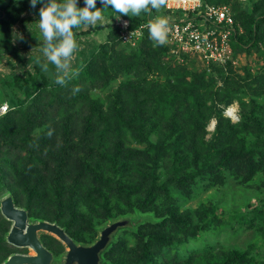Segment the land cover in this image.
Instances as JSON below:
<instances>
[{
  "label": "trees",
  "instance_id": "obj_1",
  "mask_svg": "<svg viewBox=\"0 0 264 264\" xmlns=\"http://www.w3.org/2000/svg\"><path fill=\"white\" fill-rule=\"evenodd\" d=\"M247 4L250 8L244 9L237 0L233 6L236 54L264 43V0ZM40 6L32 8L29 0H0V29L7 51L15 49L13 26L27 11L39 17ZM78 6H83V0ZM97 7H103L101 0ZM155 10L149 5V11L131 16L103 9L102 15L126 17L131 28H137L154 20ZM86 25L74 27V36ZM106 27V40L90 58L82 59L73 78L63 84H53L40 74L16 78L13 84L20 94L1 89V101L8 102L9 111L0 117V192H9L0 197V205L10 195L16 206L28 212L31 222L56 223L84 246L95 243L107 223L130 222L118 228L100 252L103 264H264V255L253 250L231 248L221 259L216 258L218 249L213 245L188 252V243L215 231L221 217L212 200L196 210L182 211L180 204V198L193 195L199 181H208L209 189L226 184L229 178L247 184L264 174V105L254 98L264 94L252 85L264 83V75L247 79L231 69L226 73L225 67L212 66L223 82L217 86L213 71L207 77L205 72L189 73L185 67L162 64L165 50L151 46L148 27L133 48L127 44L131 52L120 47V32L111 23L95 29ZM129 70L159 72L166 81L123 79L116 101L112 100L115 104L104 108L90 86L106 87ZM71 86L76 92L68 99ZM243 97H249V102ZM234 99H240L243 110L240 121L233 124L223 111ZM54 106L59 108L60 121H43L53 119L49 112ZM74 115L82 118L81 131L72 123ZM214 116L216 128L206 139V127ZM42 122L49 131L39 130ZM154 130L160 134L156 152L152 146L141 152L122 149L129 133L148 140ZM133 158L135 166L130 163ZM6 175L11 177L7 184ZM235 218L236 231L245 225L256 227L251 248L259 239L258 247L264 245L261 204L248 206ZM3 219L11 228L12 222ZM255 219L260 222L254 224ZM9 227L0 231V249L10 244ZM119 232L129 240L118 238Z\"/></svg>",
  "mask_w": 264,
  "mask_h": 264
},
{
  "label": "rangeland",
  "instance_id": "obj_2",
  "mask_svg": "<svg viewBox=\"0 0 264 264\" xmlns=\"http://www.w3.org/2000/svg\"><path fill=\"white\" fill-rule=\"evenodd\" d=\"M236 1L237 0H222L221 2L230 5L233 12H235L233 6ZM238 1L242 4V7L244 9H248L251 6V4L250 6L247 4L250 0ZM153 15L155 17L165 18L166 12L164 11V4L157 8V10L154 11ZM113 18L102 15L101 19L97 20L95 24H87L86 26L80 28V32L78 33V35L74 36L77 47L73 51V54L69 59V67L66 71L57 72L56 66L52 64V62L46 61L41 51V47L43 46L44 42L42 41V35L38 28L39 17L32 14L30 11L25 12L21 20L12 28V43L15 47L13 51L6 50L3 40L4 34L0 29V94L2 95V91H4L5 93H7L8 91L9 93L13 94L14 92H18V94H20L19 89L13 84L14 80L16 78H27L29 75L39 76L40 74H44L49 77L50 82H52L53 84L57 83V75L62 76L64 81L70 76L71 78H73V76L75 75V71L80 67L82 59L90 58L98 50L100 43L104 42L107 38V34L109 31L108 27L100 30L95 29V27L110 24L111 21L115 20V18ZM87 30L89 32H85ZM121 43L122 44H120V47H127V52H131L130 48H133L136 45L124 42ZM127 44H131L132 46L130 47V45H128L130 47L129 48ZM151 46H160L165 50V52L160 57V62L162 64L171 66L172 68H176L179 66L185 67L186 71H188L189 73L205 72L207 73V77H210L209 75L213 71L214 77L216 78V80H218L217 86L223 85V82L220 78V75L217 74V71H215L212 67L210 70L207 69L204 65H202L200 61H198V58L196 56L190 53H174L172 51V47L167 43V37L163 44H157L153 40ZM237 55L239 56L238 64L236 66L230 65L229 67L231 68L229 69H227L228 66L225 67L224 70L226 73L231 69L232 72L236 73V75L246 77L247 79H253V77H256V75H264V43L260 41L258 47H253L247 49L246 51L241 50ZM45 62H47L48 64L47 70H43L41 67V65ZM129 71L131 72H127L125 76L119 74V76L106 87L99 86L98 84L90 86L91 92L94 95H97V101L102 103L104 108H107V103H114L112 100L116 101V91L123 79L135 81L141 79L143 82L145 78L147 80L156 78L166 81L165 76H163L159 72L153 74V72H148L147 70H144V72L142 70ZM252 85L258 86L261 93L264 94V83H254ZM68 91L70 93L67 98H73L72 96L76 92V88L74 86H71ZM118 92L123 96L125 95L123 90L122 93L121 90H119ZM254 98L259 104L261 103L264 105V95H258ZM242 99L246 103L249 102V97H243ZM5 102L6 101H1L0 98V106ZM65 105L66 103L64 104V106ZM131 106L133 108L134 103H132ZM219 107L223 108L225 106L220 104ZM58 109V107L54 106L52 108V111L49 112V117H53V119L43 121H47V123L59 122L61 119V114L57 113ZM242 110L243 106L240 99H234L231 104L225 107L223 115L230 118L233 124L238 123L241 119ZM81 120L82 118L78 115H74L72 119V123L75 124V129L78 131L82 130ZM47 123L42 122L39 130L45 132L49 131L50 127L47 126ZM216 124L217 118L214 116L206 127V139L211 138L212 133L216 128ZM75 139L78 140V137L76 136ZM159 140L160 134L157 130H154L151 134H149L148 140L141 139L138 136L136 137L135 135L129 133L125 140H123L124 146L122 149L126 150L128 148L141 152L142 150H147L151 146L154 148V144H157ZM154 149L156 152V148ZM109 154L112 153L106 152V155ZM136 157L137 156H135V158ZM135 158L130 161L131 165L135 166L137 164V160ZM36 165L39 166L38 163ZM110 165L111 164L109 162L108 168H110ZM108 168L106 169V171H108ZM10 179V175H6V177L4 178V183L7 184V182L11 181ZM207 183L208 181L205 180L199 181L192 196L180 198V204L182 206L181 210H196L200 205L209 204L212 200L218 205L217 213L221 217V224L215 231H207L206 233H203V235L198 240L189 242L185 249L190 252L191 250L197 249L203 250L206 246L213 245L216 247V249H218L215 253L216 258L218 259L223 258L227 254L226 251L231 248L243 249L244 251L253 250L258 253L261 252V254L264 255V245L258 247L260 244H262L261 239L256 242L255 248L250 247L257 238L256 227L249 228L248 225H245L239 231H236V229L233 227L234 225L237 226V220L235 218L237 212H244L245 209L248 208V206L249 208L250 206L253 208L259 204H261L262 208L264 209V174L255 177L252 182L247 184H241L240 181L229 178L226 184L207 189ZM7 192H9V190H7L5 193L0 192V197ZM87 216L90 217L91 213H89V215ZM3 218L4 216L0 211V231L4 229L3 227H9L8 224L4 223ZM259 222L260 220L255 219L254 224H258ZM107 225H110V223H107ZM126 226H130V224H126ZM49 234L50 233L43 231L40 232L42 241L51 251H53L55 255V259L51 264H66V258L64 257L66 253L65 246L59 240H57L56 237H54L52 234ZM117 237H123L129 240V237L125 235L124 232H119ZM14 252H23L30 254L34 253L30 248H17L11 244H8L5 247L2 246V249H0V263L4 260V258L8 257L11 253Z\"/></svg>",
  "mask_w": 264,
  "mask_h": 264
},
{
  "label": "built area",
  "instance_id": "obj_3",
  "mask_svg": "<svg viewBox=\"0 0 264 264\" xmlns=\"http://www.w3.org/2000/svg\"><path fill=\"white\" fill-rule=\"evenodd\" d=\"M164 11L167 43L174 53H190L209 70L212 66L238 64L239 56L232 45L236 21L230 5L215 4L209 0H164ZM114 18L110 23L119 30L124 43L135 45L148 27L145 23L131 28L128 18ZM8 111L9 104L5 102L0 106V117Z\"/></svg>",
  "mask_w": 264,
  "mask_h": 264
},
{
  "label": "clouds",
  "instance_id": "obj_4",
  "mask_svg": "<svg viewBox=\"0 0 264 264\" xmlns=\"http://www.w3.org/2000/svg\"><path fill=\"white\" fill-rule=\"evenodd\" d=\"M32 8L37 4L39 19L38 28L42 35L41 51L46 61L56 66L57 72L66 71L69 59L76 49L73 28L81 24H95L102 17L103 9H112L119 14L138 16L143 10L159 8L164 0H101L102 8L97 7V0H83V6H78L79 0H29ZM119 18V17H118ZM149 36L157 44H163L167 33V20L156 17L148 23ZM22 38V37H21ZM48 69L47 62L41 65ZM56 82L63 84L62 76L57 75Z\"/></svg>",
  "mask_w": 264,
  "mask_h": 264
},
{
  "label": "water",
  "instance_id": "obj_5",
  "mask_svg": "<svg viewBox=\"0 0 264 264\" xmlns=\"http://www.w3.org/2000/svg\"><path fill=\"white\" fill-rule=\"evenodd\" d=\"M1 213L12 222L7 235L8 243L18 248H30L33 254L14 253L2 264H51L53 253L39 238L41 231L50 233L62 241L68 248L67 264H103L100 252L108 245L111 235L120 227L131 224L128 221H116L107 225L98 240L91 245H79L56 223L49 221L31 222L28 212L15 205L13 198L6 195L1 199Z\"/></svg>",
  "mask_w": 264,
  "mask_h": 264
},
{
  "label": "flooded vegetation",
  "instance_id": "obj_6",
  "mask_svg": "<svg viewBox=\"0 0 264 264\" xmlns=\"http://www.w3.org/2000/svg\"><path fill=\"white\" fill-rule=\"evenodd\" d=\"M30 220V219H29ZM12 226V225H11ZM11 229V228H10ZM50 235V234H49ZM54 236V235H53ZM55 237V236H54ZM39 238H40V240L42 241V239H41V236H40V233H39ZM57 238V237H56ZM57 240H59L58 238H57ZM60 241V240H59ZM43 242V241H42ZM64 246H65V248H66V253H65V255H64V257L67 259V250H68V248H67V246L62 242V241H60ZM43 244H44V242H43ZM12 245V244H11ZM45 245V244H44ZM14 246V245H13ZM46 246V245H45ZM47 247V246H46ZM18 248V247H17ZM48 248V247H47ZM49 249V248H48ZM50 250V249H49ZM51 251V250H50ZM52 253H53V251H51ZM14 253H20V252H14ZM14 253H12V254H14ZM21 253H23V252H21ZM23 254H30V253H23ZM55 259V255H54V253H53V260ZM53 262V261H52ZM66 264H67V260H66Z\"/></svg>",
  "mask_w": 264,
  "mask_h": 264
},
{
  "label": "bare ground",
  "instance_id": "obj_7",
  "mask_svg": "<svg viewBox=\"0 0 264 264\" xmlns=\"http://www.w3.org/2000/svg\"><path fill=\"white\" fill-rule=\"evenodd\" d=\"M232 116V115H231Z\"/></svg>",
  "mask_w": 264,
  "mask_h": 264
},
{
  "label": "crops",
  "instance_id": "obj_8",
  "mask_svg": "<svg viewBox=\"0 0 264 264\" xmlns=\"http://www.w3.org/2000/svg\"><path fill=\"white\" fill-rule=\"evenodd\" d=\"M108 35V34H107Z\"/></svg>",
  "mask_w": 264,
  "mask_h": 264
}]
</instances>
